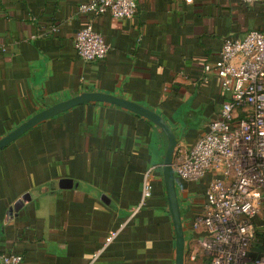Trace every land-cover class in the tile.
Instances as JSON below:
<instances>
[{"label": "crops", "instance_id": "crops-1", "mask_svg": "<svg viewBox=\"0 0 264 264\" xmlns=\"http://www.w3.org/2000/svg\"><path fill=\"white\" fill-rule=\"evenodd\" d=\"M87 1L0 0V137L56 101L101 90L153 108L191 145L226 96L204 64L225 37L264 30V0H138L129 18L84 12ZM89 22L110 44L96 61L73 42ZM166 146L156 123L105 101L33 125L0 148V251L21 253L18 264H175ZM149 168L153 192L139 206ZM176 182L185 264L199 252L208 263L192 227L197 184Z\"/></svg>", "mask_w": 264, "mask_h": 264}, {"label": "built area", "instance_id": "built-area-1", "mask_svg": "<svg viewBox=\"0 0 264 264\" xmlns=\"http://www.w3.org/2000/svg\"><path fill=\"white\" fill-rule=\"evenodd\" d=\"M137 6L138 0H89L80 8L129 18ZM73 42L85 61L103 58L110 48L90 22L77 30ZM204 69L216 73L226 96L191 145L178 137L175 177L205 182V199L192 227L200 233L208 264H264V239L259 236L264 230V30L252 27L225 37L219 56ZM152 181L149 168L139 206L151 195ZM117 233L113 230L107 242ZM22 260L19 252L0 251V264Z\"/></svg>", "mask_w": 264, "mask_h": 264}, {"label": "water", "instance_id": "water-1", "mask_svg": "<svg viewBox=\"0 0 264 264\" xmlns=\"http://www.w3.org/2000/svg\"><path fill=\"white\" fill-rule=\"evenodd\" d=\"M89 101H105L133 110L156 123L165 133L167 137V146L162 163V174L164 179L168 207L171 213L175 229V264H185V231L177 191L175 170L173 166L174 152L177 145L178 136L174 128L170 125V123L153 108H150L136 100L125 98L123 96H118L110 92H105L101 90H84L71 97L56 101L29 116L27 119L19 123L15 128L0 137V148L6 146L24 131H26L33 125L43 121L44 119L66 109H69L75 105L86 103ZM68 181L69 180L64 178L62 180V183H67ZM26 200V196L23 195L21 201Z\"/></svg>", "mask_w": 264, "mask_h": 264}, {"label": "rangeland", "instance_id": "rangeland-1", "mask_svg": "<svg viewBox=\"0 0 264 264\" xmlns=\"http://www.w3.org/2000/svg\"><path fill=\"white\" fill-rule=\"evenodd\" d=\"M258 16V15H257ZM260 17H262V16H259V19H262V18H260ZM255 26H257V25H254L253 26V24L252 25H250L249 24V28H252V27H255ZM243 34V33H242ZM242 34H240V35H242ZM220 107V106H219ZM16 139V138H15ZM14 139V140H15ZM13 141V140H12ZM197 185V190L194 192V195H193V198L195 199V201H197V202H193V204H194V208L193 209H195L194 210V214L196 215V212L198 211L199 212V210L201 209V205H199V204H202L201 202L203 201V199H204V187H205V182L203 181V180H200V181H196L195 182ZM192 198V199H193ZM195 215H193V217L195 216ZM202 256V257H201ZM186 262H187V264H208L207 263V258H206V256L202 253V252H199V255H197V258H195V259H192V258H190V253L188 254V256H187V258H186Z\"/></svg>", "mask_w": 264, "mask_h": 264}, {"label": "trees", "instance_id": "trees-1", "mask_svg": "<svg viewBox=\"0 0 264 264\" xmlns=\"http://www.w3.org/2000/svg\"><path fill=\"white\" fill-rule=\"evenodd\" d=\"M152 186H153V181H152ZM152 192H153V187H152ZM152 194V193H151ZM148 198V197H147ZM146 198V199H147ZM146 199H145V201H144V203L146 202ZM143 203V204H144ZM261 223H262V226H263V228H264V221H261ZM259 236H260V238H262V239H264V230L263 231H261V232H259Z\"/></svg>", "mask_w": 264, "mask_h": 264}]
</instances>
